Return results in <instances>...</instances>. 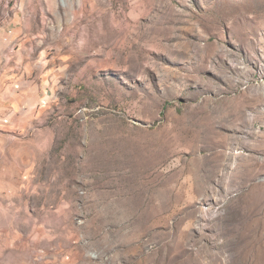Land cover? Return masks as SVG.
<instances>
[{
	"label": "rangeland",
	"instance_id": "obj_1",
	"mask_svg": "<svg viewBox=\"0 0 264 264\" xmlns=\"http://www.w3.org/2000/svg\"><path fill=\"white\" fill-rule=\"evenodd\" d=\"M0 46V264H264V0H0Z\"/></svg>",
	"mask_w": 264,
	"mask_h": 264
},
{
	"label": "crops",
	"instance_id": "obj_2",
	"mask_svg": "<svg viewBox=\"0 0 264 264\" xmlns=\"http://www.w3.org/2000/svg\"><path fill=\"white\" fill-rule=\"evenodd\" d=\"M4 50H6V48L0 46V53H3ZM6 70H7L6 66L5 67L0 66V120L3 116L7 114V110L10 104L9 101H11L10 92H9L10 90L6 86L7 84Z\"/></svg>",
	"mask_w": 264,
	"mask_h": 264
}]
</instances>
